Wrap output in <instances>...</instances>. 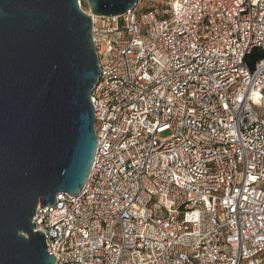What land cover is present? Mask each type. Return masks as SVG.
I'll list each match as a JSON object with an SVG mask.
<instances>
[{
    "label": "built area",
    "instance_id": "2783aa9c",
    "mask_svg": "<svg viewBox=\"0 0 264 264\" xmlns=\"http://www.w3.org/2000/svg\"><path fill=\"white\" fill-rule=\"evenodd\" d=\"M139 2L84 11L96 149L33 231L54 264H264V0Z\"/></svg>",
    "mask_w": 264,
    "mask_h": 264
},
{
    "label": "water",
    "instance_id": "95a60500",
    "mask_svg": "<svg viewBox=\"0 0 264 264\" xmlns=\"http://www.w3.org/2000/svg\"><path fill=\"white\" fill-rule=\"evenodd\" d=\"M138 0H0V264H54L34 232L37 204L75 197L97 138L90 94L99 77L92 18Z\"/></svg>",
    "mask_w": 264,
    "mask_h": 264
},
{
    "label": "rangeland",
    "instance_id": "374dc122",
    "mask_svg": "<svg viewBox=\"0 0 264 264\" xmlns=\"http://www.w3.org/2000/svg\"><path fill=\"white\" fill-rule=\"evenodd\" d=\"M165 0H141V5L142 6H148V5H159V7H161V2H164ZM82 7V6H81ZM83 9V8H82ZM85 12H89L88 6H87V10L83 9ZM258 113L263 114L264 116V105L262 108H258L257 109ZM168 136V133L162 134L161 137H166Z\"/></svg>",
    "mask_w": 264,
    "mask_h": 264
},
{
    "label": "trees",
    "instance_id": "16d2710c",
    "mask_svg": "<svg viewBox=\"0 0 264 264\" xmlns=\"http://www.w3.org/2000/svg\"><path fill=\"white\" fill-rule=\"evenodd\" d=\"M163 3L164 2H161V5H160L161 7L163 6ZM81 6H82L83 9L87 10V4H86L85 1H81ZM139 7H140L141 12H147V11L153 10L155 8H161V7H159V5L142 6L141 5V0L139 2ZM250 68L251 69L253 68V62L250 64Z\"/></svg>",
    "mask_w": 264,
    "mask_h": 264
}]
</instances>
